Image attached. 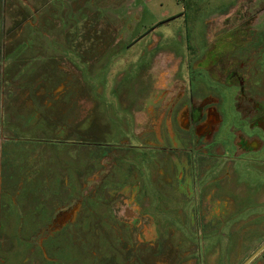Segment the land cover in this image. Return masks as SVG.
I'll list each match as a JSON object with an SVG mask.
<instances>
[{"label":"flooded vegetation","instance_id":"flooded-vegetation-1","mask_svg":"<svg viewBox=\"0 0 264 264\" xmlns=\"http://www.w3.org/2000/svg\"><path fill=\"white\" fill-rule=\"evenodd\" d=\"M239 1L241 5L246 0ZM259 16L264 17V12L259 11L254 17ZM257 26H242V30L213 39L208 50L212 62L205 65V70L214 87L204 85L194 72L204 66L201 60L189 64L188 57L199 52L191 39L185 57L179 52L156 49L160 38L155 47L146 46L138 56L139 73L145 69L147 79L150 78L148 83L143 80L138 84L140 92L136 84V96L125 90L130 103L123 108L127 114L119 117L118 128L103 125L99 115L94 116L99 105L92 100L98 99L97 92L93 94L95 99L80 92L79 62H88L92 71L95 59H103L107 39L98 41V27L90 30L93 38L89 39L95 42L82 40L84 28L82 33L76 31L77 50L72 49V56L55 62L62 63L63 73L59 75L52 69L53 63L43 65L45 79L56 85L60 100L32 97L36 106L31 109L40 117L30 131L34 130L35 139L50 133L55 141L52 147L36 150L40 157L43 154L42 161H38L43 173L32 177L35 181L41 176V187L28 188V179L21 191L25 198L21 195L18 203L4 204L5 214H0V264H8L13 254L19 253L7 252L11 246L5 245L15 235L22 238L21 230L13 228L17 215L8 213L13 204H18L21 218L31 216L37 220L42 211L49 217L42 228H29V237L21 239L31 242L32 236H42L48 248L42 264H84L82 257L90 264H264V61L257 59L262 52L258 49ZM162 54H171L177 64L172 63L173 67L165 70L169 77L158 79L152 76L151 68ZM152 79L161 102L158 109L155 104L145 105V111L136 106L137 102L142 106V98L148 96ZM105 83L103 92H112L109 81ZM17 87L7 88L5 102L9 110L17 108L16 93L22 88L19 83ZM64 93L69 94L66 100ZM76 95L84 96L82 99L88 100L89 105L78 107L74 103ZM153 111H157L156 120L148 115ZM8 121L6 125L14 126ZM176 134L180 146L164 143L163 138L170 140V135ZM109 137L116 141L108 142ZM159 150L162 155L158 152L154 158L152 151ZM167 151L174 153L178 166L181 160L186 165L174 188L162 181L157 172ZM163 185L171 189L164 190ZM13 190L7 191L11 197ZM169 194L175 200L172 207L162 200ZM167 211L180 227L173 223L162 227L156 222V215L159 220V213ZM120 224V234H112L110 229ZM133 235L143 245L133 247ZM106 239H129L128 249L109 253L100 245ZM71 247L75 248L72 252Z\"/></svg>","mask_w":264,"mask_h":264},{"label":"rangeland","instance_id":"rangeland-1","mask_svg":"<svg viewBox=\"0 0 264 264\" xmlns=\"http://www.w3.org/2000/svg\"><path fill=\"white\" fill-rule=\"evenodd\" d=\"M240 2L239 0H0V83L2 85V89L0 88V195L2 192L4 193L0 197V214L2 211L5 214L4 204L14 201L18 203L21 195L22 198H25V195L21 194V191L25 189L24 183L28 184L30 180L28 188L31 186L33 189L41 187L39 182L41 176L35 181V177H32L34 173L39 175L43 173V170H39L42 163L38 162L42 161L43 154L40 157L36 150L52 147V142L55 140L50 138V133L47 136L42 134L41 139H35V134L32 133L34 130L30 131L31 126L35 122L38 123L40 117L39 112H34L35 110L31 109L36 106V104H32V97H44L45 100L59 99L60 94L56 91V85L51 84L49 79H45L43 65L50 66L56 61H63L72 56V49L77 50V47L74 46L78 42L75 41L77 39L75 34L79 33L76 31L81 32L84 28L81 35L82 40L85 42L87 39V43L95 42L89 39L93 38L90 30L96 31L98 27L97 32L100 34L98 41L103 40L104 37L107 39L104 45L103 59L102 61L99 58L95 59L96 64L92 67V71L88 68V62H79L78 69L80 67L79 71L82 73L80 74V92L82 95L88 94L92 98H94V92H97L98 99L92 100L99 105L94 116L99 115L103 125L118 128L119 117L122 119L124 114H127L123 108L128 107L130 103V97H125L127 96L124 93L125 90L132 91V93L129 92L130 96H136L135 87L143 80L145 84L148 83L147 80L150 78L147 79L148 72L145 74V69L141 71L142 73L140 72L141 74L139 73L141 64L138 61V56L146 49V46L147 49L155 47L158 38H160V42L156 49L166 50L169 53L179 52L178 54L182 57H185L184 52L187 49L188 39H191L192 44L196 43L199 52L188 57L189 64L194 65L196 60H201L204 66L196 68L194 72L202 78L203 84L207 87L213 86L210 81L212 78L205 70V65L212 62L208 50L211 48L213 39L215 37L220 39L221 34H230L231 31L242 30L245 26L255 28L259 24L256 28L257 43L260 46L258 49L262 52L257 59L260 62L264 61V19L262 20L264 17H254L259 11L264 12V2L246 0L238 5ZM231 4L234 6L232 7ZM226 9L227 11L230 9L229 12H226ZM94 15L97 18H94ZM173 16L177 18L171 19ZM142 36L144 37L140 38ZM205 36L209 40H205ZM221 46L222 44L219 45V48ZM158 57L157 65L151 68L152 76L158 79L166 78L168 73L165 70L172 68V63L177 64V59L173 58L171 54H162ZM51 68L56 70L59 75L63 73L62 63L52 65ZM155 70H158V73ZM50 73L48 78L52 75V70ZM22 75H25L27 80H24ZM140 79L141 81L135 82ZM107 80L113 88L112 92L107 90L103 92ZM25 81L28 83H21ZM152 81L154 80L152 79ZM18 83L22 88L16 93L17 100H19L17 108L9 110V106L5 102L7 88L9 86L17 87ZM155 85L156 82L150 84L147 90L148 96L142 98V106L141 102H137V108H145L147 111L145 105L155 104L158 109V103L161 102L159 100L160 92L156 89L154 91ZM138 89L139 85L137 92H140ZM90 91L91 93H89ZM68 95L64 93V100L68 98ZM76 96L78 98H75L74 103L78 107L79 105L81 107L89 105L88 100L82 99L84 96ZM120 97L122 102H119ZM153 108L151 107V109ZM148 115L156 120L157 111L149 112ZM149 116L148 120H150ZM6 120H9L8 123L14 126L6 125ZM19 125L24 126V129H20ZM38 128L37 125L36 130ZM74 129L76 131L78 128ZM58 130L60 131V129ZM37 136H41V134H37ZM107 139L108 142L116 141L112 137ZM179 139L177 134L170 135V140L163 138L165 144L170 141L174 145L180 146ZM152 152L155 158L158 152L162 155L163 151ZM174 159V153L165 152L164 162L161 163V168L157 171L160 177L162 175V181L173 188L178 186L176 179L180 170L186 167L185 161L181 160L178 166ZM36 165H39L37 170H35ZM106 165L110 166V164ZM23 178L25 181L22 183ZM163 187L164 190L171 189L170 186L163 185ZM10 189H14L12 197L7 194ZM154 196L152 195L151 198ZM172 197V194L164 195L162 198L164 205L172 207L175 201ZM13 206L14 208L8 213L17 215L13 228L21 230L22 238L15 235L14 240H6L5 245L11 246L7 252L17 251L20 253H14L8 264L44 263V252L46 253L48 248L45 247V241L41 239L42 236L40 234L32 236L31 242H23L21 239L29 237L26 236L29 228H42L48 222L45 219H49V217L42 211L39 216H36L37 220L31 216L21 218L18 216L21 215L18 204H13ZM159 217L158 220L156 215V222L162 224V227L170 223L180 227L178 220L169 211L167 213L160 212ZM110 230L112 234L117 235L120 234L123 227L120 224V226H113ZM132 232L136 234L135 231L132 230ZM132 241L133 247L143 245V242L140 239H135L134 235ZM30 243H33L32 246H29ZM128 243L129 239H106V242H102L100 245L112 253V250L126 252ZM73 249L75 248L71 247L69 251L72 252ZM61 258H66V256L62 255ZM80 260L84 264L91 262L83 257ZM71 264L79 263L72 261Z\"/></svg>","mask_w":264,"mask_h":264}]
</instances>
